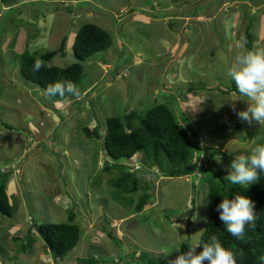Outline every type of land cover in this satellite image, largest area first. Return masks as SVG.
I'll list each match as a JSON object with an SVG mask.
<instances>
[{"label":"rangeland","instance_id":"obj_1","mask_svg":"<svg viewBox=\"0 0 264 264\" xmlns=\"http://www.w3.org/2000/svg\"><path fill=\"white\" fill-rule=\"evenodd\" d=\"M257 1L89 0L95 11H109L106 22L103 15L90 9H81V13L87 14V19L81 20L79 9L86 5H77V1L72 0H21L20 8H8L0 3V42L2 49L10 53L25 50L27 40L30 46L42 43L41 48L45 50L59 46L71 19L79 26L86 22L104 25L113 38L109 49L93 57L96 65L91 64L92 59L86 62L82 79L61 100L51 99L43 89L21 80L11 71L9 63L0 67V169L4 162L12 163L14 170L18 166L21 171H14L19 182L9 185L8 191L14 216L0 215V264H53L51 254L45 255L43 246L34 245L30 249L37 250L41 254L39 258L30 255L25 261H15V256L34 233L30 231L34 223L28 220L39 224L68 222V212L59 203L66 204L70 211L75 209L81 238L89 243L97 241L98 229L109 228L108 222L110 225L112 222L108 219L115 221L127 217L125 212L133 216L114 227L116 240L121 237L122 245L110 248L105 259L118 255L121 250L130 254L140 251L135 256V259L140 258L139 262L134 264H146V253L158 255L162 252L169 257L187 255L181 245L188 237L186 221L190 208L195 205L203 220L214 212L213 202L204 192L205 186L200 188L202 174L197 176L196 189L191 176L155 180L154 192L151 191L155 203L145 208L144 215L134 214L132 208L137 205L139 194L128 195L135 199L130 209L129 199L125 198V202L129 200L127 203H118L111 198L114 188L108 183L113 175L104 172V159H109L103 141L107 120L153 106L157 101L163 103L165 97H169L167 93H171L177 97L185 115L186 122H180L191 139L196 135L202 147L217 148L246 163L254 161L255 142L264 139V90L261 88L264 41L258 44L260 23L264 22V0ZM214 3L218 4L216 8L199 10L203 18L180 17V12L216 5ZM123 4L125 7L121 10ZM249 4L254 7L259 4L256 16L251 15ZM33 13L40 17L33 18ZM210 15L216 18L213 22L207 18ZM248 26L255 41L248 57L250 63L246 65L242 54ZM73 35L70 32L69 37L72 39ZM53 61L61 67L77 62L70 54ZM234 79L243 84L242 89L232 88ZM86 88L88 90H84ZM235 120L241 125H236ZM98 125L102 137L87 138L82 129H95ZM53 137H59L60 143L47 146ZM203 151L212 161L209 165L217 164L215 170L221 169L225 175L234 171L223 156L213 159L211 152ZM201 159H205L203 154ZM59 162H64L63 169L59 168ZM130 165L140 169L144 165L154 171L142 154L130 160ZM62 170L65 175L61 176ZM145 178L150 180L151 174ZM57 198L59 202L57 200L53 206ZM153 209L161 218L143 222V217L149 216ZM124 224L125 228L132 226L129 235L124 236ZM17 225L23 229L20 234L14 228ZM202 226L195 224L191 242L199 239ZM12 236L22 239L16 242ZM109 240L107 243L116 246L114 240ZM109 244L103 242L99 249L91 247L89 250L93 256L98 255L97 260H105L100 256L108 251ZM69 257L73 256L67 259ZM67 259L63 264H73ZM177 261L179 259L174 258V262ZM188 261H192L191 256L183 259V262Z\"/></svg>","mask_w":264,"mask_h":264},{"label":"trees","instance_id":"obj_2","mask_svg":"<svg viewBox=\"0 0 264 264\" xmlns=\"http://www.w3.org/2000/svg\"><path fill=\"white\" fill-rule=\"evenodd\" d=\"M18 1L20 0H0V3L10 6L17 4ZM72 1H77V5L82 3L86 5L79 9L78 16L81 20L87 19V14L81 13V9H90L92 12H97V15H103L106 22L109 11L107 13L100 10L95 11L91 3H88L89 0H84L85 2L79 0L81 3L78 0ZM251 2H256V0H251ZM217 5L193 7L186 12H180V17L190 16L196 19L197 16L201 17L200 11L212 9L214 6L216 8ZM21 12L22 10L19 11V13ZM33 14V18L40 17L36 13ZM248 14L247 12L246 15ZM165 17H168V14L165 13ZM249 29L248 26L245 37L246 45L242 54L246 65L250 63L248 57L253 52L255 41ZM67 31L62 35L59 46L51 48V50L41 48L42 43L30 46L27 40L26 49L15 54L4 51L2 49L3 44L0 42V67L9 63L11 71L16 72L21 80L43 89L51 99H64L82 79L86 62L90 59L95 60L93 57L96 54L106 51L113 44L112 35L104 25L86 22L79 26L73 24L71 19ZM70 32L74 34L72 39L69 37ZM69 54L74 56L77 62L67 67H61L53 61V59L62 60ZM2 71H6V69H2ZM232 85L235 90L243 88V84L235 79ZM261 88L264 90V79ZM167 94L169 97H165L163 103L157 101L153 106L131 111L123 117L108 118L103 141L107 157L111 160L104 159V172L110 176L113 175L110 183H108L114 188L113 193H110L111 198L118 203H127L130 200V204H128L130 209L134 206L135 199H131L128 195L139 194L138 203L132 210L134 214L141 216L142 213V215L146 213V206L155 203L152 193L154 192L152 189L155 180L164 177L183 178L191 176L194 178L193 188L196 189L195 181L198 174L201 173L200 188L205 186L204 192L212 200V211L214 212L209 213L205 218L206 220H203L197 213L195 205L189 210L186 221V231L189 232V236H192L196 223L203 225L200 227L203 229V234L196 252V262L193 260L187 263L183 262V256H179V261L174 262V258L177 257L166 255L158 257L146 253L144 256V259L147 260L146 264H264V139L255 142L254 149L257 150V154L254 161L252 160L250 163H246L244 159L227 156L217 148L202 147L200 139L196 135L191 139L188 130L180 122V120L186 122V118L178 105L177 97L171 93ZM235 123L241 125L237 120ZM4 126L10 130L14 129L10 125ZM82 130L89 139L97 140L102 137L100 125L95 129L84 127ZM58 139L60 138L53 137L51 141L47 142V146L60 143ZM59 146L65 147L62 144ZM204 149L208 153L211 152L210 155L213 159L223 156L227 160V166L233 168L234 171L225 175L221 169L215 170L217 164L213 162L209 165L212 161L207 159V153L203 151ZM45 150L47 151L46 147ZM139 154L143 155L146 163L154 171L149 170L144 165H141V169L138 165V168L130 165V160ZM202 154H206L205 159H201ZM126 161L129 163L127 164ZM238 162L241 163V166H238ZM1 164L0 215L11 218L14 216L15 210L10 202L8 191L14 167L8 171L4 165H11L12 163L1 162ZM59 164L61 165L59 168L63 169L64 162H59ZM146 171L147 174H151L150 180L145 178ZM62 175H65L63 170ZM62 180L66 182L65 178ZM49 191L50 197L54 196L51 193L52 189ZM24 193L30 195L29 191ZM125 198L129 200L125 202ZM76 217L75 209H72L69 212L68 222L57 224L35 222L30 227V231L34 232L31 233L32 237L27 245H22L18 254H21L20 252H34L36 254L34 250L30 249L38 240L35 237L37 235L40 237L39 240L43 242L44 254H51L54 260L53 264H63L67 255L82 242V231ZM104 217L106 218V216ZM160 218L158 211L153 209L150 210L149 216L143 217V222L148 223ZM123 227L128 231L133 230L130 225L125 228L124 224ZM102 230L108 233L104 227ZM107 235L114 240L116 246L122 245V241L116 240L111 232ZM21 239V237H13L16 242ZM189 242L190 238L188 237L181 246H186ZM183 252L188 254L187 250H183ZM131 253L127 254L126 258L120 256L124 264L139 262L135 260V254L140 253V251ZM109 263L107 259L100 261L96 257H87L78 261V264Z\"/></svg>","mask_w":264,"mask_h":264},{"label":"crops","instance_id":"obj_3","mask_svg":"<svg viewBox=\"0 0 264 264\" xmlns=\"http://www.w3.org/2000/svg\"><path fill=\"white\" fill-rule=\"evenodd\" d=\"M256 2H259V1H257L256 0ZM250 6H251V4H249V7L248 8H250ZM123 7H125L124 6V4L123 5H121L120 6V8H121V10L123 9ZM254 6L252 5L251 6V10H252V12H253V14H251V15H257L258 13H257V11H259V4H257L256 5V7H254ZM120 10V11H121ZM263 13H264V9H263ZM187 17H190V16H187ZM170 18V17H169ZM185 18V17H184ZM199 18H203V17H199V16H197V18L196 19H199ZM208 19H209V22H213L216 18L214 17V16H208L207 17ZM210 18H211V20H210ZM262 18V17H261ZM193 19V18H192ZM112 34V33H111ZM260 37H261V39H259V43L258 44H260L261 42L260 41H264V22L262 21L261 23H260ZM12 167H14V166H12V165H10V164H5L4 165V168L6 169V170H10V168H12ZM15 171V173H20L21 171L16 167V169L14 170ZM14 173V172H13ZM11 181L9 182V185H15V183H17L18 184V178H16L15 176H14V174H12L11 175V179H10ZM13 183V184H12ZM18 189H20V187H18ZM58 200V198L57 199H54L53 200V202H54V204H53V206L56 204V201ZM58 202H59V200H58ZM59 205L60 206H63L64 208V210H66L67 212H68V214H66V218L68 219V215H69V211H70V209H69V207L66 205V204H61V203H59ZM117 205V204H116ZM118 208H119V206H118ZM124 215H128L127 217H129V218H132L133 216L132 215H130V214H128L127 212H125V213H123ZM143 214V213H142ZM126 216L125 217H119V218H116L115 219V221H113V219L111 218V219H108V220H111V225H110V222H108L109 223V228L108 229H106V231L108 232V233H110L111 232V234L113 235V237H116L115 236V233H114V227L116 226V224H118L119 226H121L122 225V223H124V222H126V220H128L129 218H127ZM27 218V217H26ZM106 218L105 217H103V221L105 220ZM28 221H31V222H33V223H35V221L34 220H28ZM110 226H113L112 227V231H110L109 232V229H110ZM15 228V230H17L18 232H19V234L22 232V230L23 229H21V228H19V226L17 225V226H15L14 227ZM98 235H97V241H92V242H90L89 243V241H85V240H81L82 242L77 246V248H75V250L74 251H72V252H70L67 256H69V255H71V256H73L72 257V259H71V257H69L68 259H67V261H69V262H72L73 264H78V261L79 260H81V259H84V258H87V257H91L90 256V253L92 254V252H90V248L92 247V248H95V250H97V249H99L102 245H103V242H105L106 244H109V243H107V242H110V240H109V238L106 236V234H108V233H106V232H104L103 230H102V228H101V230L100 229H98ZM126 233H127V235H129V231L128 230H126V232L124 233V236L126 235ZM12 235H14V233L12 234ZM13 237L14 236H12L11 238L13 239ZM39 237V236H38ZM120 239H121V237H120ZM122 240V239H121ZM102 244V245H101ZM112 244V243H111ZM111 244H109V247L107 248L108 249V251L107 250H105L104 252H103V254L100 256L101 258H104L106 255H108V252L110 251L109 249L110 248H116L117 246H112ZM138 244H140V245H142L143 247H144V249H145V246L143 245V244H141V243H138ZM34 245L35 246H43V244L42 243H40V241L39 240H37L35 243H34ZM105 245V244H104ZM43 250H44V247H43ZM76 250H79V252L78 253H76ZM21 254H18V253H16V256H15V261H25V257H27V256H30V255H34V257H40L41 256V254H39L38 253V251L37 250H35V253L36 254H34V252H29V253H24V252H20ZM113 254H115V253H113ZM92 257H98V255H94L93 256V254H92ZM99 258V257H98ZM27 260V259H26ZM63 263H65V261L63 262ZM14 264H19V263H14Z\"/></svg>","mask_w":264,"mask_h":264},{"label":"clouds","instance_id":"obj_4","mask_svg":"<svg viewBox=\"0 0 264 264\" xmlns=\"http://www.w3.org/2000/svg\"><path fill=\"white\" fill-rule=\"evenodd\" d=\"M20 3H22L21 2V0L20 1H18V3L17 4H15V5H10V6H8V5H5V4H3L5 7H18V8H20L19 6H21L20 5ZM96 61L95 60H92L91 61V64H94V65H96ZM101 65H105V63H103V62H101L100 63ZM84 90H88V88H86V89H84ZM204 157H205V155H203ZM194 162H195V159H194ZM147 207V206H146ZM178 222H177V219L175 220V224H177ZM187 224V223H186ZM175 226V225H174ZM202 232H201V236H202ZM186 235L190 238V242H189V244H187L186 246L185 245H183V246H181V250L183 251V250H187V252H188V254L187 255H185V256H183V258L184 259H187L189 256H191L192 257V260H193V262H196V252H197V250H198V247H199V245H200V242H201V236L199 237V239L196 241V242H191V237L189 236V232H187L186 231ZM187 237V238H188ZM120 240V239H119ZM194 244V245H193ZM124 245H125V243H124ZM132 252H135V251H132ZM153 253V252H152ZM127 254H129V252L128 253H126V250L125 251H120V253L118 254V255H116V256H113V257H111V258H109V259H107V260H109V262L111 263V264H124L122 261H121V258H120V256H124L125 258L127 257L126 255ZM137 254H139V253H137ZM137 254H135V256L137 255ZM155 256H158V257H162V256H164V253H162V252H159V254L158 255H155ZM141 257V256H140ZM169 257V256H168ZM174 257H177L178 259H179V256H174ZM140 258H138V259H135V260H139ZM128 260V259H127ZM109 263V264H110Z\"/></svg>","mask_w":264,"mask_h":264}]
</instances>
